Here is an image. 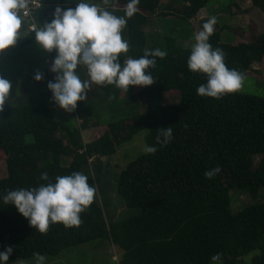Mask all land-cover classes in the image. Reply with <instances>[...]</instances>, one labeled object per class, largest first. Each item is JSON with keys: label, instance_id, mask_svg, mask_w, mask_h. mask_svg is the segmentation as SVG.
I'll use <instances>...</instances> for the list:
<instances>
[{"label": "trees", "instance_id": "16d2710c", "mask_svg": "<svg viewBox=\"0 0 264 264\" xmlns=\"http://www.w3.org/2000/svg\"><path fill=\"white\" fill-rule=\"evenodd\" d=\"M104 1L105 10L123 15L127 0ZM207 1L170 0L168 6L181 3L180 16L190 20ZM250 1L264 13V0ZM47 2L55 6L46 8L45 4L36 11L39 27L52 18L54 7H74L79 0ZM116 3L123 7L114 8ZM160 3L138 0L137 11L126 18L121 30L128 50L119 54V63L143 55L142 27L148 22L147 14ZM164 13L171 15L169 10ZM220 32L213 31L208 43L223 52L227 68L243 77L254 63L264 64V33L249 42L231 44L221 41ZM168 45L166 55L156 58L149 69L150 85L135 92L134 86L125 92L114 85H99L126 103L137 102L143 111L109 123L101 136L88 143L81 133L88 123L82 120L81 128L72 129L56 119L51 93L42 83L40 89L23 92L17 105L0 111V152L6 156L0 196L45 183L40 180L42 172L49 180L74 171L85 175L94 159L113 155L140 129L148 130L147 147L155 149L128 163L117 175V192L125 205L140 210L133 216L110 220L104 205L93 200L79 214V225L65 228L54 223L40 233L14 206L0 201V250L12 248L7 264L41 254L57 255L67 247L98 239L122 249L119 264H207L214 256L224 264H239L255 250L259 254L251 264H264V201L248 204L237 213L230 208L232 191L256 199L264 189V97L237 90L219 99L197 95L196 87L206 77L187 69L191 47H180L172 38ZM169 91H178L179 100L163 104ZM76 106L83 107V102L77 101ZM64 158L70 160L68 165L62 163ZM216 168L218 172L205 178V171Z\"/></svg>", "mask_w": 264, "mask_h": 264}, {"label": "clouds", "instance_id": "9594fccd", "mask_svg": "<svg viewBox=\"0 0 264 264\" xmlns=\"http://www.w3.org/2000/svg\"><path fill=\"white\" fill-rule=\"evenodd\" d=\"M138 0H127L122 16L99 8L88 0H79L74 7L57 5L52 18L39 28H33L34 41L48 51H55L49 65L53 78L46 83L50 100L65 112H72L77 101H85V91L90 84L114 85L128 92L129 86H147L153 82L149 69L156 58L166 53L158 48L145 50L138 58H128L122 64L118 56L128 50V41L122 40L121 30L136 11ZM28 0H0V50L15 44L19 37L21 16L27 15ZM215 18L209 17L201 29L193 33L191 49L186 60L187 69L205 75V83L196 87V94L219 99L226 93L240 88L242 74L225 66L223 52L213 49L208 38L213 32ZM84 66L87 79L81 80L74 71ZM42 74L36 72L33 79L40 81ZM10 82L0 78V111L9 98ZM8 103V102H7ZM170 132L165 134V140ZM155 149L147 147L151 153ZM219 169L207 170L205 178H211ZM45 183L36 187L18 188L0 196L4 204H11L38 232L47 231L50 224L60 223L65 228L80 223L79 214L93 201L95 189L89 177L74 171L48 179L46 172L40 174ZM12 248L0 250V264H7ZM217 257H213L216 259ZM40 259H43L40 257Z\"/></svg>", "mask_w": 264, "mask_h": 264}, {"label": "rangeland", "instance_id": "374dc122", "mask_svg": "<svg viewBox=\"0 0 264 264\" xmlns=\"http://www.w3.org/2000/svg\"><path fill=\"white\" fill-rule=\"evenodd\" d=\"M240 0H208L206 6L194 18V22L183 19L181 9L183 5L176 3L173 6H168L170 0H161L160 6L152 13L147 14L148 22L142 27L145 37V50L158 48L161 51H168L169 39H176V43L180 47H191L194 32L201 29V25L207 21L201 15H208L215 18V25L221 30V41L230 43L234 41L236 34H239L237 24L241 23L244 29L247 26V21H239L238 15L235 12L237 2ZM90 3H96V0H88ZM171 5V4H170ZM168 8V9H167ZM167 10L171 15H166ZM251 15H256L257 18L264 17V13L254 8ZM256 10V11H255ZM260 14H258V13ZM205 17V15H204ZM247 19V18H246ZM26 28H19L18 35L14 45L0 50V78H4L10 82L8 103L5 106L17 105V101L22 93L31 89H40L38 83L45 85L43 89L46 92V83L53 78V73L49 72L47 58L55 56V52L50 53L40 48L32 36V32ZM257 33L264 32V25L260 21L256 25ZM196 29V30H194ZM246 32L250 30L246 28ZM251 38V37H250ZM189 40V42H186ZM51 64V63H50ZM81 80L87 79V72L82 67L74 70ZM36 72L42 74L40 81L33 79ZM84 72L85 74H82ZM262 73H250L242 77L241 86L237 91L264 97V77ZM85 77V78H84ZM138 87V86H136ZM99 85L90 84L89 89L85 91V101L83 107L76 106L72 112H65L63 109L55 110L56 119L65 123L70 128H81L82 120H85L91 130L96 133H104L109 123L125 120L134 116L136 113L142 112V108L138 109L137 102L130 101L126 103L121 100L120 96L114 92L106 93L102 91ZM39 92L43 93L39 90ZM42 97H47L43 95ZM179 100L178 91H172L166 94L165 104H171ZM86 127V128H87ZM86 128L82 130H86ZM81 130V131H82ZM148 130L140 129L129 139L137 138L141 132ZM30 139V136L27 137ZM125 141L126 144L130 141ZM121 144V145H122ZM121 145L113 155L94 159L90 166L86 168L85 175L89 177L90 186L95 189L94 198L100 204H104V211L109 216L110 220H121L140 212L139 209L128 208L122 197L117 192V175L125 169L127 164L136 160L145 150H127L122 151ZM5 155L0 152V177L6 175ZM259 157H256L258 162ZM69 159L64 158L62 163L68 165ZM230 208L233 213L241 211L246 205L256 201H264V189H262L256 199H252L248 194L238 191H232L230 194ZM121 248L112 244L108 240H92L90 242L67 247L57 255L41 254L38 256L26 258L23 260L11 262L8 264H119ZM259 254V250L252 251L242 257L239 264H251L253 258ZM42 257L43 259H40ZM207 264H224L222 259H213Z\"/></svg>", "mask_w": 264, "mask_h": 264}, {"label": "crops", "instance_id": "0c3cea01", "mask_svg": "<svg viewBox=\"0 0 264 264\" xmlns=\"http://www.w3.org/2000/svg\"><path fill=\"white\" fill-rule=\"evenodd\" d=\"M45 4H46V6H45L46 8L51 7V6H55L52 3H48L47 0L45 1ZM106 4H107V2L103 0V2L97 3L96 6L99 7V8L105 9L106 8L105 7ZM122 7L123 6H121V5L117 4V3L114 5V8H118L119 9V8H122ZM253 9H254V7L252 6V3H251L250 0H240V1L237 2V7H235V12L237 11L236 14L238 15L237 17H238L239 21H241V20L247 21V26L248 27H246V28H248V30H250V32L247 33L246 32V28L244 29V27L241 25V23L237 24L236 26L239 29L240 33L236 34L234 41L230 42L231 44H237L239 42H249L251 40L250 37L259 35L261 33V32L257 33L258 31H257L256 25L260 21L264 25V17L261 16L258 12L257 13L260 15L259 18H257L256 15L249 14L252 11H254ZM201 10H203V9H201ZM201 10L198 12V14L201 12ZM204 15H205V17H204ZM204 15H201L200 17H203L204 19H208L209 18L208 15H206V14H204ZM194 18L190 19V22L191 21L194 22ZM20 28H26V26L24 24H21ZM194 30H196V29H194ZM217 30H219V28L217 27V25H215L213 27V31H217ZM32 35H34V34L32 33ZM186 42H189V40H187ZM263 65L264 64L261 63V62L254 63L253 66H252V70L248 71V74H250V73H255V74L256 73H262L261 75L264 77V69H263L264 66ZM47 67L49 68V64L47 65ZM141 87L142 86H138V87L134 86L133 92H135L137 89L139 90ZM170 92H172V91H169L167 93H170ZM167 93L164 94V101L166 100V94ZM163 104H165V103L163 102ZM56 108L60 109L58 106H56ZM81 133H82V137H83V140H84L85 143H88V142L98 138L99 136H101L103 134V133H96V132H94V130H91L89 127H87L86 130H82ZM141 133L142 134H140L137 138H132L131 141L129 140L130 142H127L126 144H122L121 145L122 151H127V150H145L144 143L146 142L147 133H146V131L141 132ZM108 218H109V216H108ZM120 250H121V252H119V254L121 256L122 255V249H120Z\"/></svg>", "mask_w": 264, "mask_h": 264}, {"label": "built area", "instance_id": "2783aa9c", "mask_svg": "<svg viewBox=\"0 0 264 264\" xmlns=\"http://www.w3.org/2000/svg\"><path fill=\"white\" fill-rule=\"evenodd\" d=\"M44 5L45 0H28L27 8L25 9L27 15L21 16V24H26L30 32H32L34 27L39 28L36 11L40 10ZM46 62L50 65L52 58H47Z\"/></svg>", "mask_w": 264, "mask_h": 264}]
</instances>
